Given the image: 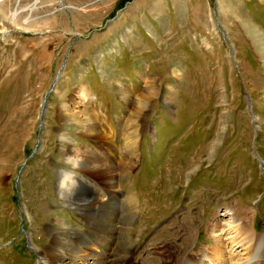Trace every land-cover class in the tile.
<instances>
[{"label": "rangeland", "instance_id": "obj_1", "mask_svg": "<svg viewBox=\"0 0 264 264\" xmlns=\"http://www.w3.org/2000/svg\"><path fill=\"white\" fill-rule=\"evenodd\" d=\"M44 1L0 0L40 13L0 29V264H51L70 238L91 264H127L130 246L137 264H179L212 252L228 207L264 232V48L248 32L264 40V0ZM73 148L113 178L79 170ZM62 170L90 203L67 202Z\"/></svg>", "mask_w": 264, "mask_h": 264}, {"label": "bare ground", "instance_id": "obj_2", "mask_svg": "<svg viewBox=\"0 0 264 264\" xmlns=\"http://www.w3.org/2000/svg\"><path fill=\"white\" fill-rule=\"evenodd\" d=\"M37 2H39L44 7V3H45L44 0H37ZM81 5L84 6V4H81ZM35 13L36 12L32 13L33 15L27 14L25 16L23 13L18 12L15 15V17L13 18V16H14L13 13L11 16H9L8 15L9 13L7 14V13H5V11H0V25H1L0 29L1 30L3 29V30H5V32H8L11 29V28H9L10 23L20 21L19 18L20 19L23 18V20H24V19L28 18L29 16H31V18H38L40 13H38L36 15H35ZM49 17H51V16H49ZM53 17L54 16L52 15V18ZM249 27H250V25H249ZM23 28L24 27H22V28L20 27V29H23ZM252 31H253L252 27H250V29H248V32L253 33V35L256 37L255 40H258L260 43H263L262 45H259L257 43L256 44L258 46H260L261 48H264V40H263L260 32L256 31V30H254V32H252ZM82 87L78 91V96L81 99V101H84V99L89 96L88 95L89 93L86 91L85 88H82ZM88 99H91V98H88ZM137 102H138L139 107H142L144 105V103H142V98H140L139 101H137ZM76 103H78V102H76ZM85 108L87 109L86 106H85ZM62 111H63V109H62ZM64 111H65V113L62 114L63 113L62 112L61 115L63 116L65 122H68V120L74 119V120L78 121V123L81 120L83 122L89 123L90 122L89 120H91L90 119L91 114L89 112H88L89 115H86V117H81L75 113L69 114L68 112H70L71 110L69 111V109L67 107H65ZM88 113H86V114H88ZM79 117L82 119H79ZM92 123L93 122H91L89 124L88 130H94L95 129L96 125L93 126L94 124H92ZM70 124H71V122H70ZM85 125H87V124H85ZM103 133L105 134V137H108V135L105 132H103ZM105 141L112 143L113 146L115 145V147L117 146L115 139H113L112 137H109ZM139 142L140 141H139L138 137H136V138L129 140L126 143L125 150L124 151L122 150L123 152H122V156H121L122 157L121 158V162H122L121 164H122L123 170H125V168H127V167L129 169H131L132 167H135V163H136L137 157L139 155V144H140ZM74 150H75V153L73 152V154L71 153L69 155L72 159H75L77 162L80 159L85 160V163L84 162L82 163L84 165V167H82V169H79V170H81V171L84 170L83 172H85V173H94L97 175H101L104 178H108V176L109 177L111 176V178H113V176H114L113 173L116 171V169H115L116 167H114L112 165L102 164L94 156L88 155V157H85L86 159H84L82 154L79 152L78 148H76V149L73 148V151ZM71 158H68V159H71ZM129 161H130V163H129ZM131 162L133 164H131ZM60 177H61L60 178V185H61L60 189H61L62 195L65 199H67V202L70 203V205H77V204H81V205L84 204L85 205L89 202V198L91 200L90 196H92V195L89 194L88 191L83 190L80 187H77V185L75 184L77 179L73 174L69 173L68 171L62 170V172H60ZM58 184H59V182H58ZM79 201H82V202H79ZM96 203H98V202H96ZM228 209H229V211L232 212L231 214L233 216H231V218L234 219V222L231 223L230 228H228V229L221 227L219 225H216L214 227L217 229V231H216L217 241H215V244H212V247H211L212 252L205 251L202 249H200L199 251L195 250L193 253L189 252L186 255H184L182 261L179 264H264V232H260L256 228H251V225H249V223H250L249 220L251 218H253V219L255 218V215H256L254 212L255 210L254 209L250 210V209L238 208V207H228ZM228 214L230 215V212H226L224 215L227 216ZM132 217H133L132 219H134V214H132ZM217 217H219V216H217ZM240 218H241V221L243 220V222L238 223V220ZM218 223H221V222H218ZM55 235L57 236V234H55ZM79 241H81V239H77V241L73 242V239L70 238L69 243H68V247L71 248V251H70L71 253H69V254L65 253V252H62L61 254L59 253L58 254L59 258L56 261L52 262L51 264H91V262H90L91 261V257H90L91 255L90 254H92V255L94 254L92 251L93 249L91 250V249L85 247V245L83 246L82 241L81 242H79ZM227 243H228V247H230V248L227 247ZM97 245L102 248L101 245H99V244H97ZM120 249H122V248H120ZM129 250H130L129 252H130L131 257L126 260V263L127 264H137V262L135 260V252L133 250V247L130 246ZM227 250H228V254L230 255L229 257L226 256ZM72 251H74V252H72ZM66 260H67V262H66ZM98 260H99V258H98ZM98 260H95V263ZM123 261H124V259H123ZM44 264H48V261L44 260ZM148 264H150V263H148Z\"/></svg>", "mask_w": 264, "mask_h": 264}]
</instances>
